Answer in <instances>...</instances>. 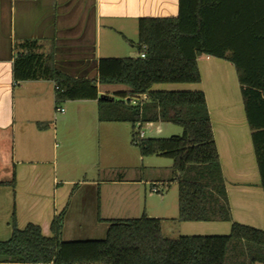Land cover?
Masks as SVG:
<instances>
[{
	"label": "trees",
	"instance_id": "obj_1",
	"mask_svg": "<svg viewBox=\"0 0 264 264\" xmlns=\"http://www.w3.org/2000/svg\"><path fill=\"white\" fill-rule=\"evenodd\" d=\"M137 48L145 57H102L98 77L76 78L54 66L52 51L39 40L16 45L13 77L55 82L56 107L73 100L97 99L99 119L130 123L132 143L144 157L173 160L178 184V221L231 222L228 234H163L162 219H110L105 239L63 240L66 209L52 221V235L40 225L18 227L0 240V263L19 264H264V229L233 221L227 187L202 90L156 89L162 84L201 82L200 55L234 63L264 188V0H179L175 17H141ZM99 84H122L116 100L100 94ZM147 94L132 104L129 98ZM148 123H173L182 133L139 137ZM39 128L49 124L37 123ZM99 220H102L99 217Z\"/></svg>",
	"mask_w": 264,
	"mask_h": 264
},
{
	"label": "crops",
	"instance_id": "obj_2",
	"mask_svg": "<svg viewBox=\"0 0 264 264\" xmlns=\"http://www.w3.org/2000/svg\"><path fill=\"white\" fill-rule=\"evenodd\" d=\"M178 13L179 0H0V240L12 236L14 221L20 228L29 223L38 224L43 233L50 236L53 218L64 209L65 232L94 228L97 221L101 225L97 217L132 218L109 215L111 200L118 198L111 195L114 190L125 192L118 198L125 208L137 209V212L144 208L151 217L161 218L162 231L167 237L230 232L231 222L176 219L178 184L173 180V164L171 176L164 181H152L151 192L144 198L143 185L148 182L141 175L79 183L61 177L51 152L56 139L53 128L57 111L55 82L40 79L17 83L13 77L16 45L24 40H39L41 51L53 52L54 66L58 70L76 78H96L100 58L115 56L114 33L123 34L126 41H129L125 38L128 32L139 38V18L175 17ZM198 65L201 82L170 84L167 90L204 91L233 221L261 225L264 229V188L237 69L233 62L209 55H200ZM107 85H98L100 94L113 96L129 90L128 87L107 88ZM155 88L165 87L156 85ZM73 102L80 103L79 109L84 107L83 103H88L98 112L100 123L108 122L99 119L97 99ZM39 122L49 125L39 128ZM171 124L146 125L154 130L153 134L160 135L167 132ZM102 135L107 141L114 140L120 148L127 149L126 134ZM138 153L135 170L137 165L154 167L139 150ZM130 157L136 160L133 150ZM172 184L177 185L176 195L163 194ZM155 185L159 191H153ZM90 186H98V189L86 205L83 194L79 193ZM151 196L156 199L149 202ZM169 220L176 221L172 222L175 228L168 226Z\"/></svg>",
	"mask_w": 264,
	"mask_h": 264
},
{
	"label": "rangeland",
	"instance_id": "obj_3",
	"mask_svg": "<svg viewBox=\"0 0 264 264\" xmlns=\"http://www.w3.org/2000/svg\"><path fill=\"white\" fill-rule=\"evenodd\" d=\"M114 34H116V36L114 35V39L116 40V42H114L116 50L113 52L115 56L112 57L126 58L138 57L140 55V51L135 45L138 42V35H133L131 32H128V34H125V38L128 37L129 41H126L123 34ZM132 41H134L133 44ZM169 85L170 84H162V87H165L162 89L167 90ZM102 87L104 88V86ZM106 87L115 89L127 88L122 84H108ZM113 96L117 101L122 99L118 93ZM83 104L84 107L79 109L78 105H80V103L65 101L62 103V107L65 108V112L61 113L56 111L55 113L53 128L56 131V139L54 142L55 146L51 152L53 153L52 161L55 160L61 177H69L79 183L83 180L93 179L96 181L120 179L122 177L121 175H126V177L130 178H136L141 175L143 179L148 182L143 185V191L145 193L143 194L144 198V196L149 195L151 192L150 188L152 181H164L167 177L171 176V166L173 164V160L159 155H150L145 157V160L149 163L151 162L154 166L153 168L145 166L142 168L140 165H137L138 168L135 170L133 167L136 166L137 158L140 155H138L139 153L137 147L132 143L134 132L132 125L124 122L100 123L98 121V112H94L88 103ZM98 126L100 127L97 128ZM110 127L111 129H109ZM169 128L170 129L167 130V132L160 135L153 134L154 130L150 129L147 125H144L141 130L145 132L147 137H170L172 135H178L182 131L181 126L173 123L169 126ZM102 134H126L128 140L127 149H124L123 147L120 148V145L114 142V140L110 142L107 141ZM130 150H133L137 155L135 161H133L132 157H130ZM124 166H127V168H124ZM97 189L98 186H90L84 187L80 191L79 195L83 194L84 203H86V205L91 201V198H93V194L96 195ZM176 192L177 185L172 184L168 187V189L166 188L164 190L163 194L169 193L171 196L173 194L176 195ZM123 193L125 192L114 190L111 192V195H113V198L116 196L120 198ZM118 198L117 200L114 199L110 202V216L136 218L145 213L144 208L141 212H137V209L130 210L128 207L125 208L122 204H120ZM154 199H156V197L151 196L148 201H154ZM142 203L143 207H145L146 202L144 199L142 200ZM149 217H151V215H149ZM97 218L99 220V217ZM109 220L110 219L99 220L101 225H98L97 221V225L94 228L90 226L84 230L81 229V232L77 230L63 231L62 239H105L107 230L110 226ZM168 222V226L175 228L176 225H173L175 223L172 222L176 221L169 220ZM101 227L104 229H101ZM254 227L263 229L261 225Z\"/></svg>",
	"mask_w": 264,
	"mask_h": 264
},
{
	"label": "built area",
	"instance_id": "obj_4",
	"mask_svg": "<svg viewBox=\"0 0 264 264\" xmlns=\"http://www.w3.org/2000/svg\"><path fill=\"white\" fill-rule=\"evenodd\" d=\"M141 57H145L146 54L144 52H142L140 54ZM147 100V94H142V95H138V96H133L131 98H129V102L132 104H139L142 103L143 101ZM58 112H65V108L64 107H58L57 108ZM139 137H145V132L142 131L141 129H139ZM153 191H159L158 187L155 185L153 187Z\"/></svg>",
	"mask_w": 264,
	"mask_h": 264
},
{
	"label": "water",
	"instance_id": "obj_5",
	"mask_svg": "<svg viewBox=\"0 0 264 264\" xmlns=\"http://www.w3.org/2000/svg\"><path fill=\"white\" fill-rule=\"evenodd\" d=\"M104 95V94H103Z\"/></svg>",
	"mask_w": 264,
	"mask_h": 264
}]
</instances>
